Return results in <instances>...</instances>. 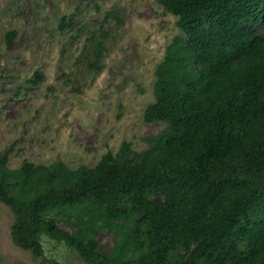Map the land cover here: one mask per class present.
I'll list each match as a JSON object with an SVG mask.
<instances>
[{
	"label": "trees",
	"instance_id": "obj_1",
	"mask_svg": "<svg viewBox=\"0 0 264 264\" xmlns=\"http://www.w3.org/2000/svg\"><path fill=\"white\" fill-rule=\"evenodd\" d=\"M156 1L181 31L143 112L165 128L140 150L122 140L93 167L25 159L11 168L4 151L12 241L44 258L45 234L88 264H264V0ZM91 39L87 66L98 70L104 46Z\"/></svg>",
	"mask_w": 264,
	"mask_h": 264
},
{
	"label": "rangeland",
	"instance_id": "obj_2",
	"mask_svg": "<svg viewBox=\"0 0 264 264\" xmlns=\"http://www.w3.org/2000/svg\"><path fill=\"white\" fill-rule=\"evenodd\" d=\"M176 19L156 0H0V155L9 150L8 166L26 159L93 167L122 140L145 148L144 137L166 126L143 112L154 100L155 68L181 35ZM92 36L104 46L98 70L87 66ZM13 220L0 202V264H88L45 234L44 258L33 257L13 243ZM96 239L112 245L107 230Z\"/></svg>",
	"mask_w": 264,
	"mask_h": 264
}]
</instances>
